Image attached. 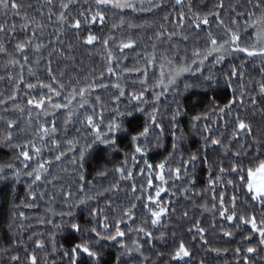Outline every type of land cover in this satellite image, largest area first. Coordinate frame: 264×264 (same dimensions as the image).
<instances>
[{"label": "snow or ice", "instance_id": "obj_1", "mask_svg": "<svg viewBox=\"0 0 264 264\" xmlns=\"http://www.w3.org/2000/svg\"><path fill=\"white\" fill-rule=\"evenodd\" d=\"M77 3L78 0H58V3L54 0H43V3L35 9L36 14L31 15L25 9V5L20 3V0H0V13L5 17V22L0 23V54L6 60L3 68L7 73V78L9 81L14 82L13 91L7 99L0 98V105L7 111L9 102H11L15 111L21 115L27 113L28 125H32L34 120L37 125L32 129L33 139H26L23 145H15L19 149L18 158H22L23 170L16 169L12 164L2 166L0 167V179L6 178L4 168L7 167L11 170L12 177L17 182L22 174L31 177L33 185L41 181L42 174L47 172L48 167L51 166V161L40 162L37 160L36 167L31 170H28L29 163L33 161V156L38 158L41 156L42 148L48 145L49 140L59 148L60 137L58 136L56 121L61 113L66 112L64 139L66 140L67 151L73 153L71 157L73 164L81 170L79 189L75 198H73L71 190L64 197L67 210H61L58 213L61 223L55 224L53 220L47 221L56 228H63L67 225L70 235L75 233L81 236L78 241H69L70 247L63 250L62 255L68 258L66 264H101V250L98 246L101 245L102 241H112L118 244L119 254L115 257L114 264H127V261L123 259L124 257L138 261V264H157V262L158 264H190L193 252L184 239L176 238L175 232L172 233L171 248L165 247L163 250L156 252V261H153L151 256L144 252L145 244L151 245V242L156 239L152 229L161 226L166 218L176 215V207L173 202L169 200L164 203L160 199L161 193L168 191L164 187L168 184V180L165 178L166 162L154 166L148 163L147 159H144L148 153L149 137L154 136L157 146H161L160 141L165 129L163 121L158 119L160 111L158 105L161 97H167L169 93H172L173 100L177 103V107L171 112L170 120L172 125V150L173 153L177 152L182 139V134L177 136L176 132L179 124L178 117L184 113L175 98L188 92L194 86L189 82L191 80L201 81L202 85L207 84V87L211 88L215 78L214 69L218 65H223L226 57L240 53L243 54L245 60L259 58L262 71H264V0H248L249 10L245 12H239L235 8L231 9L230 14L234 15L235 18L232 19L230 24H225L222 18V13L225 10L224 0H215V8L204 12L203 15L194 10L191 0H188L186 10V0H174L171 11L163 17L166 23L173 25V30L169 31L164 24H160L159 31L154 33V39L159 44L153 42L150 51L146 47L141 53H138L137 62L132 67H129L126 62L115 59L109 49L108 39L102 41L104 48L108 50L105 57L107 61L106 71L109 76H116L115 83H105L104 72H101L98 77L95 76V73H92L91 78L84 76L82 79L79 73L75 77L69 76L65 79L67 73L61 72L57 75L54 72L52 68L53 59L56 57L67 59V53L74 47L71 42H66L64 39L66 31L75 33L76 39H82L84 45L92 46L99 38L91 32H88L86 37L82 38L81 32L97 23L103 25L106 19L105 10H119L121 13L124 10H131V12L156 15L158 12L167 11L169 5H166L164 0H94V8L92 4H88L86 8L81 7L77 14L73 16L71 14L72 9L77 6ZM27 7L30 9L32 5L29 4ZM203 7L206 8L207 5L205 4ZM9 13L13 17L11 22L7 20ZM172 13H176L174 21L170 19ZM241 17L243 18L242 24ZM16 18H20L19 32H17ZM141 19L144 18L141 17ZM211 21H215L217 27L223 29L222 36L214 35L210 30ZM121 24H123V21ZM49 26H54L51 34L54 36V40L49 38L45 43L44 37ZM128 27H142V25L129 24ZM186 28L189 33H196L197 35L207 28V39L203 45L193 47L190 54L185 49L183 55H181L179 49L173 48V44L176 42L178 33L181 41L187 44L189 35L185 34ZM241 29H243L248 39L247 44L241 43ZM18 36L23 38H18ZM164 43H168V49H160L159 45ZM8 45H14L11 52ZM136 47V41L129 38L126 41H121L118 50L123 56L125 49L135 51ZM45 51H47V59H45ZM170 51L175 54L170 55ZM29 53H31V57ZM141 61L143 66L140 64ZM42 62L47 65L48 82H27L24 76L25 71L28 72L29 76L36 75L35 69ZM9 68L17 71L13 74L9 71ZM116 68H119V74H117ZM206 70L208 72L207 76L204 75ZM219 70L224 72L222 67ZM73 71L76 70L73 69ZM131 73H136L139 80V90H135L136 84L134 82L132 85L134 90L130 93L131 100L136 101V103L131 104L122 111L119 108L121 97L129 93H126L120 81L122 79L127 80L128 74ZM224 75V86L226 89H232L231 96L229 97L225 93L222 101L217 96H213L211 109L205 114L193 117V127H196V122L201 119L207 121L213 115L222 119L236 108L244 109L246 101L253 106V109L257 105L256 98L246 87L248 82L244 79L242 67L238 68L236 65H232L230 71L225 72ZM234 83L240 86L238 96L237 89L233 86ZM216 84L219 85L218 79H216ZM22 86L25 92V106L17 103ZM256 87L259 95L264 97V79L257 82ZM110 88H115L118 92L114 101L116 104L114 116L105 124L103 105L101 104L97 122V113L93 107L91 109L92 114L86 115L84 120L81 121L91 130V138L86 140L83 145H80L77 139H67L68 125L72 122L73 117L78 115L79 111L87 112L89 110L91 97L95 90H110ZM36 89H39L38 94H34ZM146 94L151 96L153 111L148 114L149 119L142 130H139V126L133 125L137 115L146 111L144 105L149 103ZM95 103H101L99 96L96 97ZM33 113H35V117ZM261 114L264 116V111ZM49 118L51 119L49 120ZM41 119L46 122L40 123ZM101 125H104L103 130ZM17 127L16 121H7L8 132L5 142L9 146H12V133ZM204 130L208 133L212 131L207 124L204 125ZM121 135L130 137V142L134 147V151L131 153L133 165L138 163L136 154L144 159L146 167L140 169V174L143 175L147 171L148 189L153 188V179L159 181L161 186L155 188V196L151 195L150 192L147 195V203L144 204L146 218L137 227H132V224L136 223L134 214L136 205L133 204L130 208L122 211L120 218L116 220L114 225L109 221L107 215L103 216V220L97 219V226L87 229V232L91 235L85 236L83 235L85 229L81 227L80 223L75 222L76 216L73 209H87L88 215L96 219L103 210L91 207V203L109 191H119V183L105 188L103 191H97L95 184L85 179L82 170L89 157L104 160L110 153L118 152L120 150L118 141ZM37 138L40 147L36 145ZM202 138L204 145L190 153L187 160H184L181 154L180 166L174 169L169 167L167 169L168 175L173 178L174 182L180 181L182 176L185 178L184 182L187 186L182 189V194L194 208L198 207L203 209L204 212H211L214 218L211 224L212 228H216L215 217L218 216L221 221H225L237 229L241 226L247 229L248 235L244 236L243 239L249 246L244 251L241 247L235 249L237 264H240V261L243 264H264V258L260 261L251 259L252 256L258 255L260 251H264V128L255 131L253 123L241 118L239 111H237L233 118L231 140L228 146L224 145L221 138H213L210 134L203 135ZM232 142L240 145L232 153L233 162L228 168H225L222 163L216 164L218 173L213 176L212 164L207 156L209 144L221 146L224 148L225 153H230L232 152ZM201 152L204 153L203 156H201ZM65 156L66 153L61 151L55 156V160L62 161ZM241 157H247V163L241 160ZM128 159L129 153H125L121 166L114 169L121 180H131L133 178V171L127 168ZM197 161L208 167L206 188L200 192L196 191L195 171ZM189 166L191 167V173L189 172ZM225 174L231 178L226 179ZM97 175L107 177L108 170L100 169L97 171ZM218 183L232 187L233 193L227 200L223 190L217 193ZM131 191L133 194L137 192L134 183L131 185ZM204 192H211L210 206L207 201L198 203L197 198L203 199ZM43 195L44 193H40V196ZM172 195L174 196L175 193H172ZM241 196L244 198L242 201H240ZM36 198V194L33 193L32 200L35 201ZM136 198L140 199L141 197ZM238 201L245 206L243 213L238 211ZM108 207L111 208L110 203ZM48 211L53 216L57 215L55 209L50 208ZM19 215L23 217L24 214L21 212ZM181 218L189 220V211L184 210L181 213ZM127 221H131V224H127L126 233L121 229V224H126ZM220 227L223 229L222 224ZM113 228L114 232L112 231ZM187 232L194 241L198 237L201 244L207 246L206 229L202 226L201 220L192 219ZM128 233L133 234L135 237H129L130 244L124 239ZM223 236L232 238L233 232L225 230ZM141 237H143V242ZM165 237L166 233L161 231L159 239L165 240ZM253 237L257 238L258 243L256 246L251 245ZM36 248L44 249L43 241H36ZM14 251L15 249H0V252L9 255L11 264H21L20 256L13 254ZM25 251L27 252V249ZM209 251L219 254L221 250L212 248ZM224 251H227V249H224ZM52 252H57L55 241L52 243ZM47 259L46 256L45 264H47ZM26 261L27 264H40L35 250L31 255H27ZM53 264H55V261H53ZM200 264H204V261L201 260Z\"/></svg>", "mask_w": 264, "mask_h": 264}, {"label": "trees", "instance_id": "obj_2", "mask_svg": "<svg viewBox=\"0 0 264 264\" xmlns=\"http://www.w3.org/2000/svg\"><path fill=\"white\" fill-rule=\"evenodd\" d=\"M58 3V0H54ZM187 2L185 4V10L187 9ZM194 5V10L199 11L203 15L206 11H211L215 8V0H191ZM20 3L25 5V9L31 15H35V9L43 3V0H20ZM166 5H169L167 11L158 12L156 15H151L148 13L141 12H131V10H124L121 13L119 10H105V22L103 25L99 23L89 26L86 30L81 32V37H86L88 32L96 35L99 40L92 46H86L81 40H77L75 33L71 31H66L64 39L66 42H71L74 47L67 53L68 58L56 57L53 59L52 68L54 72L59 75L61 72L67 73L65 79L69 76L75 77L79 73L81 79L84 76H89L95 73L98 77L101 72L105 73V83H115L116 76L109 74L106 71L107 61L106 55L107 51L102 41L104 39L109 40V49L113 53V56L118 61L126 62L129 67H132L137 62V55L141 53L146 47L151 50V44L158 41L154 39V33L159 31V25L164 24L165 28L169 31L173 30V25L166 23L163 17L167 12L171 11V5L174 4V0H164ZM31 4L32 8L27 6ZM88 4H92L93 8L94 0H78L77 6L72 9V15L75 16L81 7L86 8ZM207 7H203V5ZM225 10L222 13V18L225 24H230L234 15L230 14V10L235 8L239 12H245L249 10L248 0H224ZM23 11V10H22ZM46 11V10H45ZM176 13H172L170 19L175 20ZM143 17L144 19H141ZM7 20L11 22L13 20L12 14L9 13ZM123 21V24L121 22ZM146 21V23H145ZM5 22V17L0 13V23ZM17 32H19L20 18L15 19ZM243 23V18L241 17V24ZM129 24L142 25V27L129 28ZM54 26H49L46 30L44 37V42L46 43L49 38L54 40L53 33ZM210 30L214 35L222 36L223 29L218 28L215 21H211ZM178 31V30H177ZM207 31L200 32L199 35L196 33H189L187 28L185 29V34L189 35V41L187 44L181 41L180 35L178 33L176 37V42L173 44L174 49H179L180 54L183 55L185 49L188 53H191L193 47L201 46L207 39ZM242 36V44H247L248 39L244 34L243 29L240 30ZM18 38H23L19 37ZM132 38L136 41L137 47L135 51L125 49L124 55L122 56L119 52V44L121 41H126ZM152 38V39H150ZM14 45H8L9 51L11 52ZM160 49H168V43L159 45ZM170 55L175 54L170 51ZM31 57V53H29ZM45 59H47V51H45ZM6 63L5 57L0 54V98L7 99L8 95L14 89V82L9 81L7 78V73L4 71L3 65ZM143 66L142 61L140 62ZM232 65H236L238 68L242 67L244 73V79L248 83L246 87L249 89L251 94L256 98L257 105L253 109V106L248 104L244 109L236 108L228 116L222 119L213 115L211 119L205 121L201 119L196 122V127H193V117L197 115H202L207 113L211 109V99L213 96H217L221 101L225 93L230 97L232 89H226L224 86V73L230 71ZM224 69L221 72L220 68ZM47 65L41 63L38 68L35 69L36 75L29 76L28 72L25 71L24 76L27 82L37 83V81L48 82L47 77ZM75 69L76 71H73ZM9 71L15 72L9 68ZM117 74H119V68H116ZM215 78L212 82V87L208 88L207 84H201V81L191 80L189 81L194 86L186 93L181 96L176 97L175 100L179 102V105L184 114L178 117L179 124L177 126L176 132L177 136L182 134V139L180 140V145L176 153L172 150V125L171 112L177 107V103L173 100V94L169 93L167 97H161L160 104L158 105L160 111L158 114V119L163 121V127L165 129L164 135L160 141L161 146H157V142L154 136L149 137L148 153L144 159H147L148 163L152 165H158L162 162H166L165 178L168 180V184L164 185L168 191L161 193V200L167 203L169 200L173 202L176 207V215L166 218L161 226L152 229L154 239L151 245L145 244L144 252L150 255L153 261L157 260L155 255L156 252L163 250L165 247L171 248L172 246V233H176L177 239H184L186 244L189 246L190 250L193 252V256L190 260V264H200L203 260L204 264H237V257L235 256V249L241 247L242 251L246 250L249 246L243 239L244 236L248 235L247 229L244 226L237 229L225 221H221L217 216L216 228H212L211 224L213 221V216L211 212H204L203 209L198 207H193L189 200L185 199L182 194V189L186 187L185 178L182 176L180 181H175L168 175L167 169L170 167L172 169L180 166L181 160L180 155H183L184 160L188 159L190 153L194 152L197 148L204 145L203 135H211L213 138H221L224 145L228 146L231 140V131L233 127V118L239 111L241 118L247 119L253 123V128L258 131L264 128V116H262V111H264V97H261L256 87L257 82L264 79V71H262V65L259 58H249L245 60L243 54L237 53L235 55H230L226 57L223 65H218L214 69ZM205 76L208 75L207 70L204 73ZM216 79L219 80V85L216 84ZM122 86L125 88L126 94L121 97L119 108L123 111L131 104L136 103L132 101L130 93L134 90L132 85L135 82V90H139V80L137 79L136 73L128 74L127 80L120 81ZM237 89V96L239 93V84L234 83L233 85ZM39 89L35 90L34 94H38ZM118 94L115 88H110V90L96 89L91 97V103L89 110L79 111L78 115L74 116L72 122L68 125V135L67 139H77L80 145H83L86 140L91 138V130L87 128L81 121L84 120L86 115H91V109L94 107L97 113L96 120H99V113L101 111V104L103 105V115L105 124L109 119L114 116L115 96ZM147 95V94H146ZM99 96L101 103H95L96 97ZM149 103L144 105L146 111L143 114H138L137 119L133 126H139V130H142L145 123L148 121V114L153 111L151 96L147 95ZM25 92L23 86L21 88L20 98L17 101L21 106L24 105ZM222 106V105H221ZM35 117V113H33ZM67 113H61L57 118L58 126V136L60 137L59 148L54 146L49 140L47 146L42 148L41 156H33V161L29 163V169L36 167V162L39 160L51 161V166L48 167L47 172L42 174L41 181L37 182L35 185L32 184V178L25 175H21L20 180L17 182L14 180L11 174V170L7 167L4 168V173L6 178L0 179V249L8 248L15 249L13 254H18L21 258V264H27L26 257L31 255L35 250L37 259L40 264H45V257L47 256V264H66L68 258L62 255L65 248L70 247L69 241H78L81 236L80 234L72 233L69 234V229L67 225L63 228H56L52 223H48V220H53L55 224L61 223V218L58 213L61 210H67V205L64 202V197L69 190L73 193V198L78 194L79 189V175L80 169L77 165H74L71 157L72 152L67 151L66 140L64 139V120ZM51 118H49L50 120ZM16 121L18 127L13 131L12 136V146H9L5 142V137L7 135V121ZM28 116L25 112L21 115L19 112L13 109L11 102H9L8 109L5 111L4 107L0 105V167L6 166L8 164L14 165L16 169L23 170V164L21 162L22 158H18L19 149L15 147L16 144L23 145L26 139H33V131L37 125L35 120L32 125L27 124ZM46 121L41 119L40 123H45ZM207 124L211 129V133L204 130V125ZM101 129H104V125H101ZM251 143V141H249ZM119 151L115 153H110L106 159L97 160V158L89 157L85 163L83 174L87 181H91L95 184L97 191H103L105 188L119 183V191H109L105 193L104 196L99 197L97 200L91 203V207L103 210L100 215L94 219L88 215V210L81 208L80 210L73 209L75 212L76 220L81 224V227L85 229L83 235H91L87 232V229L97 226V219L103 220V216L107 215L109 221L114 225L116 220L120 218V214L123 210L130 208L133 204L136 205L134 209L136 223L132 224V227H137L146 218V209L144 204L147 203V195L149 192L151 195L155 196V188L161 186L160 182L153 179V188L148 189L147 186V171L143 175L140 174V169L145 168L144 159L137 155L138 163L133 165L131 160V153L134 151V147L130 142V137L126 135H121L118 141ZM36 145L40 147L39 139H36ZM239 144L232 142V152L225 153L224 148L221 146H212L209 144L207 156L209 162L212 164V173L215 176L218 173V168L216 164L222 163L225 168H228L233 162V155L238 148ZM65 152L66 156L62 158V161H56L55 156L59 152ZM125 153H129V159L127 168L133 171V178L131 180H121L119 174L115 172V168L121 166L124 160ZM78 156V154H76ZM204 153L201 152V156ZM245 163H247V157H241ZM100 169H107V177H100L97 175V171ZM189 172L191 173V167L189 166ZM155 175V173H153ZM196 191L200 192L206 188V181L208 178V167L197 161L196 163ZM225 178H231L225 174ZM136 185L137 192L135 194L131 191V185ZM221 190L225 192L226 200L230 198L233 193V189L230 185L218 183L216 187L217 193ZM36 194V200H32V194ZM40 193H44L40 196ZM172 193H175L173 196ZM136 197H141L137 199ZM244 198L241 196L240 201ZM198 203H204L207 201L211 203V192H204L203 199L197 198ZM238 201V211L243 213L245 211V206ZM109 203L111 208L108 207ZM55 209L57 215L53 216L48 209ZM184 210L189 211V220H184L181 218V213ZM23 213V217L19 213ZM257 214H259L257 212ZM67 219V218H65ZM192 219L201 220L202 226L206 229V239L208 241L207 246H203L199 241V238L194 241L191 235L187 232V228L191 224ZM127 224H131V221H127L126 224H121V229L127 233ZM223 225L221 229L220 225ZM149 227H151L149 225ZM232 231L233 237L228 238L223 236V231ZM114 232V228L112 230ZM166 233L165 240L159 239L160 232ZM135 238L133 234L128 233L125 236V240L130 244L131 241L129 237ZM41 240L44 243V249L36 248V241ZM55 241L57 246V252H52V243ZM143 242V237H141ZM19 242V243H17ZM258 243L257 238L253 237L251 241L252 246H256ZM101 250V264H114L115 257L119 254L118 244L112 241H102L101 245L98 246ZM216 248L221 251L219 254L216 252H211L209 249ZM27 249V252L25 251ZM227 249V251H224ZM264 258V251H260L258 255L252 256L253 261H260ZM127 261V264H138V261L129 260L127 257L123 258ZM0 264H11L10 257L6 253L0 252ZM158 264V262H157ZM240 264H243L240 261Z\"/></svg>", "mask_w": 264, "mask_h": 264}]
</instances>
